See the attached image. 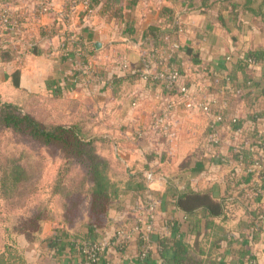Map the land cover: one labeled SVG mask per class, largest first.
Wrapping results in <instances>:
<instances>
[{
  "label": "crops",
  "instance_id": "1",
  "mask_svg": "<svg viewBox=\"0 0 264 264\" xmlns=\"http://www.w3.org/2000/svg\"><path fill=\"white\" fill-rule=\"evenodd\" d=\"M44 3L50 11L42 10ZM2 12L13 25L0 22V46L14 55L0 60V99L35 117L28 101L35 109L49 110L51 102L61 99L62 121L57 122L82 119L101 137L98 143H111L126 166V175L115 179L120 188L135 172L154 173L148 189L157 200L155 231L162 237L151 236L152 249L144 259L134 257L135 243L124 255L104 244L109 264H179L176 241L187 246L194 264H243L248 253L256 264H264V188H259L264 170V0H96L88 17L75 0H0ZM176 22L183 32L169 37L166 32ZM174 40L180 48L171 57L167 50ZM30 43L38 52L28 51ZM152 46L166 56L152 71L175 69L179 83L198 100L210 102L208 113L174 104L169 135L150 119L161 99L174 95L144 76L143 57ZM123 59L130 70L119 69ZM80 64L87 71L73 83L70 78ZM49 83L59 89L58 96ZM236 148L244 151L241 160L233 157ZM187 190L226 198L224 213L213 218L184 214L174 199L176 192ZM125 192L121 189L110 203L101 238L129 215L123 211L134 197ZM86 207L84 202L56 246L46 240L55 221L46 223L36 248H26L25 234L19 233L14 244L25 264L78 262L81 255L70 240L87 220ZM259 212L260 223L251 224Z\"/></svg>",
  "mask_w": 264,
  "mask_h": 264
},
{
  "label": "trees",
  "instance_id": "2",
  "mask_svg": "<svg viewBox=\"0 0 264 264\" xmlns=\"http://www.w3.org/2000/svg\"><path fill=\"white\" fill-rule=\"evenodd\" d=\"M95 1L91 0V4L94 5ZM177 26L178 24L176 23L170 25L169 31L166 34H169V37H176L177 34L174 31ZM152 48L156 47L152 46ZM28 51L38 52L34 43H30ZM167 53L173 57L177 52L172 51L170 48L167 50ZM13 55L14 51L0 46V60H8ZM17 77L18 70H15L12 72V82L14 85L17 84ZM72 77H74V74ZM48 86L52 91V95H59L60 91L56 86L54 87L50 83ZM0 127L18 133L26 137L30 142L38 141L41 144L54 145L63 152L66 159L77 163L82 168V175L77 182L65 184L58 181L52 188V194L57 197V203L61 212L56 215L54 219L55 225L51 228L50 236L46 238L49 246L57 245L65 226L70 225L74 221L82 210L84 202H86L87 220L79 226L75 233L71 234L70 240L72 248L75 249L77 254L82 255L81 251L83 247H89L101 240L99 229L104 227L110 203L115 198L117 199L121 189L126 190V192H132V197L134 198L139 197L143 191L148 189L150 181L141 172H135L133 175L127 176L122 188H120L117 180L112 179L109 175V160L97 150V144L101 140V137L94 134L82 119L66 122H57L49 119L47 121L40 120L38 117L24 110L20 105L0 99ZM244 156V151L241 148L235 149L233 154L234 159L241 160ZM23 170V165L14 161L10 172L1 175L0 199L15 196V194L19 195L21 193L20 190L23 188L19 184L22 180H25V187H27L25 196L28 197L33 192V188L27 182L29 176L26 175L27 173H23ZM263 173L264 170L260 175L261 178H259V188L261 189L264 188ZM23 174L24 179L21 177ZM153 175L154 173L152 172V177ZM13 191L14 194L12 195ZM174 200L175 206L184 214L200 212L205 216L213 218L224 213L225 200L227 199L223 197L217 198L206 190H187L176 192ZM38 209L39 207H36V213L29 216L27 222H25L26 225L21 227L18 233H24L27 236L28 229H38L40 219ZM251 214L252 212L249 215ZM252 217L254 218H251V224L258 226L263 216L259 212L252 215ZM165 224L170 225V221L166 220ZM154 233H157L156 235L159 238L162 237L156 231L151 236ZM10 241L6 240L1 244L0 264H25L16 245ZM108 246L115 249L120 255L127 253V244L123 246L120 253L116 245L108 244ZM174 249V258L179 264H194V260L187 253V246L185 244L176 241L174 242ZM147 255L140 258L136 253L134 257L144 259ZM127 257L131 258V255Z\"/></svg>",
  "mask_w": 264,
  "mask_h": 264
},
{
  "label": "rangeland",
  "instance_id": "3",
  "mask_svg": "<svg viewBox=\"0 0 264 264\" xmlns=\"http://www.w3.org/2000/svg\"><path fill=\"white\" fill-rule=\"evenodd\" d=\"M58 99V98H56ZM51 109L46 106L35 109L28 101V110L35 111L40 120L62 121L61 99L51 102ZM97 150L109 160V175L112 179L124 177L126 166L114 155L111 143H98ZM14 161L23 165V173L29 176L27 182L33 192L26 197L25 180L20 181L23 188L20 194L0 199V244L3 241L15 243L19 241L18 232L25 226L31 214H35L39 207L40 219L38 229H28V235L23 245L27 248H36L37 240L47 222L55 221L58 214V199L52 194L56 182L74 184L82 175V168L75 162L64 157L63 152L54 145L41 144L38 141L30 142L26 137L0 127V177L10 172ZM24 179V174L21 176ZM7 192V191H6ZM34 225V224H33ZM48 263V260L45 261Z\"/></svg>",
  "mask_w": 264,
  "mask_h": 264
},
{
  "label": "built area",
  "instance_id": "4",
  "mask_svg": "<svg viewBox=\"0 0 264 264\" xmlns=\"http://www.w3.org/2000/svg\"><path fill=\"white\" fill-rule=\"evenodd\" d=\"M186 3H190L192 0H184ZM76 3L80 4L83 8L86 17L90 14L92 9L91 0H75ZM50 6L48 3L42 5V10L50 11ZM0 22L3 25L12 26L13 23L10 21L8 15L5 12L0 14ZM175 29V33L183 32V27L180 23ZM180 48V43L174 40L171 43V50L176 51ZM166 60V56L159 52L157 48L149 49L146 57H143L142 69L144 71V76L148 78L152 83H161L165 87L168 95L174 92L173 97L161 99V104L159 108L150 114V119L155 127H157L162 134H171L172 123L170 121L171 111L174 104H182L183 107L192 109L197 108L199 111L204 113L210 112V102L200 101L196 98L194 91L190 90L188 85L185 83H179V74L175 69H169L167 72L162 68H157L152 71L151 67L154 65H162ZM249 61H251L249 59ZM119 69L122 71H128V63L123 59L118 64ZM86 64H80L77 68V73H74V77L71 78L73 83L78 82V78L81 73L87 71ZM226 87L230 88L229 81L226 80ZM231 123H236V118L232 117L230 119ZM144 175L149 181L152 180V172L147 170ZM264 179V173L262 174ZM125 213H129L128 216H122L116 227L113 228L111 233L107 237L101 238L98 243L85 246L82 249L81 259L74 264H109V261L105 259V255L102 254L104 250V244L116 245V248L120 250L125 244L129 247L132 243L137 245V255L140 258L145 257L152 249L151 234L155 231L156 221H157V200L152 194V192L147 189L143 191L139 197L133 198L125 206ZM166 223V220L165 222ZM125 247V248H126ZM125 250V249H124ZM118 254V252H116ZM243 264H256V260L251 253L245 256Z\"/></svg>",
  "mask_w": 264,
  "mask_h": 264
},
{
  "label": "water",
  "instance_id": "5",
  "mask_svg": "<svg viewBox=\"0 0 264 264\" xmlns=\"http://www.w3.org/2000/svg\"><path fill=\"white\" fill-rule=\"evenodd\" d=\"M144 173H146V171Z\"/></svg>",
  "mask_w": 264,
  "mask_h": 264
}]
</instances>
